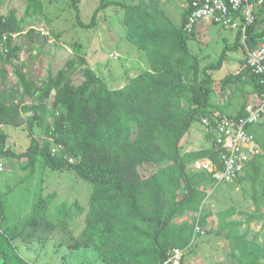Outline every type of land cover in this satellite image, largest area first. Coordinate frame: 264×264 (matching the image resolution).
I'll return each instance as SVG.
<instances>
[{
  "label": "trees",
  "instance_id": "trees-1",
  "mask_svg": "<svg viewBox=\"0 0 264 264\" xmlns=\"http://www.w3.org/2000/svg\"><path fill=\"white\" fill-rule=\"evenodd\" d=\"M24 1L23 17L18 18L15 9L0 17V39L7 36L8 47V54L0 58V158L26 159L25 169L72 171L92 190L87 207L78 201L59 202L56 193L43 196L39 190L20 219L8 216L0 197V264H31L19 254L14 240L41 219L53 227L66 228L72 215L84 217L78 244H90L104 264H169V251L190 248L195 223L203 229L212 215L200 212L206 188L215 180L191 165L210 160L220 167L211 130L204 133L207 144L198 150L182 152L180 143L193 123L203 126L204 118L212 129L216 118L245 116L244 106L233 116L215 113L211 73L222 67L228 51L241 49L246 58L247 49L264 45V27L259 30L264 23L260 20L264 6L247 26L244 44L239 29L233 46L224 48L215 63L201 67L200 59L188 47L196 32L189 34L183 29L194 0H185L187 7L179 26L167 18L160 0L129 4L99 0L89 24L78 20L80 0H69L77 23L86 28L95 25L100 11L116 7L123 14L126 39L146 56V70L128 77L122 87L111 89L82 54L76 53L78 46L72 47L77 60L68 61L54 76L41 81L22 70L25 62L16 64L23 45L15 44L14 37L23 35L27 20L44 17L42 0ZM33 33L30 29L25 34L30 45L35 38L40 39ZM245 63L246 59L237 74L221 79L219 89L232 85L259 93V78ZM79 70L83 80L75 86L71 77ZM10 74L16 82L8 89ZM52 94L54 102L50 104ZM3 126L38 129L42 140L31 137L27 151L16 154L6 149ZM53 143L60 144L63 151L52 155ZM263 165L264 152L239 178L240 183L248 181L252 186L254 212L243 220L233 219L242 215L234 207L216 213L217 234L228 241L230 264H264L260 230L250 229L254 221L264 225ZM186 213L200 215L192 222H175Z\"/></svg>",
  "mask_w": 264,
  "mask_h": 264
},
{
  "label": "rangeland",
  "instance_id": "rangeland-1",
  "mask_svg": "<svg viewBox=\"0 0 264 264\" xmlns=\"http://www.w3.org/2000/svg\"><path fill=\"white\" fill-rule=\"evenodd\" d=\"M113 1L129 4L138 0ZM160 1L161 9L167 18L174 25L179 26L182 13L187 7L185 0ZM42 2L45 6L44 17L27 20L23 35L14 37L15 44L23 45L19 55L20 61L16 64L25 62L22 70L28 72L29 76L36 77L38 81L44 80L48 75L54 76L68 61L77 60L76 53L82 54L87 65L104 81L105 86L111 89L122 87V83L128 77H134L146 69V56L126 39L123 14L116 7L109 6L104 11H100L96 16L95 25L86 28L77 23L75 12L69 7V0H42ZM98 5L99 0H80L78 20L83 24H89ZM9 9H15L17 17L21 18L25 15V1L0 0V17ZM209 27L211 26L207 29H204L206 28L204 26L197 27L198 35L189 43L190 52L201 58V67L203 64L215 63L223 49L233 46L235 42L236 28L212 26V31L217 30L212 34ZM262 27L264 23L260 25L259 30ZM30 29L34 32L33 36L35 34L40 36V39L37 41L35 38L31 45L25 35ZM202 32L204 34H201ZM73 46H78V52L75 53ZM31 47L33 49L29 51ZM38 47L40 49H37ZM240 57V60L245 58L241 49L229 52L221 70L214 72L213 79L227 75L228 70L234 71L240 62L234 59L230 61L229 58ZM71 79L75 86L79 85L83 80L80 70L76 71ZM15 82L14 76L10 74L6 80L8 89ZM215 96L216 94L212 98L214 104L218 102ZM240 100L239 97L234 99L235 102ZM207 131V128L195 122L183 137L184 141H188L193 150L204 147L207 144L204 133ZM253 131L258 141L264 144V128ZM3 132L7 136L6 149L16 154L27 151L31 137L42 140L38 129L29 131L26 126L20 128L7 126L4 127ZM25 162L26 159L0 158V197L9 217L13 215L20 219L24 210H27L25 206H31L39 190L43 191V196L56 193L59 202L64 201L69 204L78 201L83 207H87L92 187L80 180L74 172L49 169L40 171L32 167L25 169ZM147 169L153 171L152 168ZM209 188L210 191L203 205L207 206V210L211 213L233 206L242 214L233 216V219L243 220L246 214L254 212L255 205L250 198L252 193L250 182L240 184L236 181L217 182ZM198 217L199 215L194 213L185 214L175 222H192ZM208 221L209 223L207 222L202 229L203 234L194 236L191 247L184 249L183 264H230L229 246L226 240L219 238L216 233L217 219L213 217ZM83 227L84 217L78 215L71 216L66 228L53 227L47 220L41 219L36 225L26 228L13 243L19 254L31 264H104L90 244H78ZM250 229L253 232L260 230V241L264 242L262 221H254L250 224Z\"/></svg>",
  "mask_w": 264,
  "mask_h": 264
},
{
  "label": "built area",
  "instance_id": "built-area-1",
  "mask_svg": "<svg viewBox=\"0 0 264 264\" xmlns=\"http://www.w3.org/2000/svg\"><path fill=\"white\" fill-rule=\"evenodd\" d=\"M262 6H264V0L253 2L249 0H194L189 7L190 13L183 29L190 34L196 32L198 26L236 28V31L241 30V42L244 44L246 28L254 22L255 12ZM6 40L7 36H2L0 39V58L8 54ZM245 59V67L258 76L260 89L259 93L254 95L253 101L244 106L245 116L238 119L216 118L212 129L209 121L202 119L203 126L214 134L213 140L219 149L220 167L210 160H197L191 165V169L207 171L215 183L237 180L250 162L264 152L263 143L258 141L253 131V129L264 128V45L253 50L247 49ZM53 102L52 94L49 103ZM62 151L63 147L60 144L53 143L50 148L52 155ZM69 162L71 163L72 159H69ZM202 234L201 227L195 223L193 238ZM168 255L166 263L183 264L184 249L173 248Z\"/></svg>",
  "mask_w": 264,
  "mask_h": 264
},
{
  "label": "crops",
  "instance_id": "crops-1",
  "mask_svg": "<svg viewBox=\"0 0 264 264\" xmlns=\"http://www.w3.org/2000/svg\"><path fill=\"white\" fill-rule=\"evenodd\" d=\"M200 26H198V28H199ZM204 27H206V28H204V29H207V27L208 26H204ZM212 27V26H211ZM211 27H209L210 29H209V31H211L212 32V34H213V32H214V34H215V32L217 31V30H215V31H212L211 30ZM197 28V29H198ZM198 31H199V29L198 30H196V35H198ZM222 31V30H221ZM201 34H204V32H202ZM219 35L221 34V32H219L218 33ZM218 34H216V35H218ZM236 37V32L234 33V38ZM224 39H226L225 37H224ZM188 47H189V44H188ZM229 52H231V51H228L227 52V54L229 53ZM227 54H226V56H227ZM242 55L244 56V54H243V52H242ZM245 57V56H244ZM199 59H201L200 57H198ZM226 59V58H225ZM230 59V61L232 60V59H234V61L235 60H238L240 63V65L239 66H237V68L234 70V71H231V70H228V74L227 75H229V74H237L238 72H239V70H240V68L242 67V65H243V60H240L241 59V57L240 58H229ZM245 59V58H244ZM225 61L226 60H224V62H223V64L225 63ZM223 64H222V67H223ZM203 66H205V64H203ZM221 67V68H222ZM145 68L147 69L148 68V65H146L145 66ZM221 68L219 69V70H221ZM145 69V70H146ZM218 70V71H219ZM218 71H215V72H218ZM213 74H214V72H212L211 73V76H212V79H213ZM226 74L225 75H223L222 77H220L219 79H213V88H214V94H216V96H215V98L217 99V101L218 102H216V108H215V113H221V112H223L224 113V115H227V116H233V115H235V114H237L238 112H239V110H240V108L242 107V106H245L248 102H251V101H253V99H254V93H252L251 91H249V87H245V89H240V88H238V87H236V86H232V85H229V86H227L225 89H223V90H221V89H219V82H220V80L221 79H223L225 76H227ZM124 84V82L122 83V85ZM121 85V86H122ZM237 97H239V98H241V100H240V102H235L234 101V99L235 98H237ZM220 100V101H219ZM222 109H226V111H222ZM185 139L183 138L182 139V141H181V143H180V146H181V149H182V152H190V151H195V150H193V149H191V144H189V142L187 141H184ZM189 144V145H188ZM184 145H185V148H184ZM198 150V149H197ZM248 168V167H247ZM247 171V169L243 172V174L239 177V178H241V177H243L244 175H245V172ZM239 178L237 179V180H235L238 184H240V182H239ZM213 186V185H212ZM210 191V188L209 187H207L206 188V193L208 194V192ZM251 198V197H250ZM204 204V203H203ZM206 207V208H205ZM231 207H233V206H231ZM254 207V210H255V206H253ZM230 208V207H229ZM261 211L263 212L264 211V207H262V209H261ZM206 212H209L210 214H212L210 217H208L207 219H206V225H207V222L209 223V219H211V218H213V217H215L216 218V213L217 212H220V211H216L214 214L213 213H211L209 210H207V206H202V208H201V215L202 214H204V213H206ZM186 214H191V213H186ZM193 214V213H192ZM197 215H200V214H197ZM199 218V217H198ZM217 219V218H216ZM217 226H218V221H217ZM216 231H218V230H216ZM217 233V232H216ZM217 236L219 237V238H221V239H224L221 235H218L217 234ZM227 242V245L229 246V244H228V241H226ZM229 248V247H228ZM229 251H230V248H229Z\"/></svg>",
  "mask_w": 264,
  "mask_h": 264
}]
</instances>
